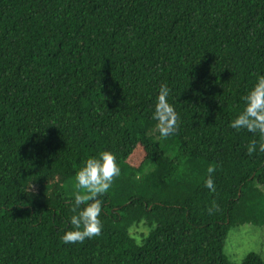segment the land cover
I'll list each match as a JSON object with an SVG mask.
<instances>
[{
	"label": "trees",
	"instance_id": "16d2710c",
	"mask_svg": "<svg viewBox=\"0 0 264 264\" xmlns=\"http://www.w3.org/2000/svg\"><path fill=\"white\" fill-rule=\"evenodd\" d=\"M262 73L264 0H0V264H232L230 229L264 225L259 137L229 126ZM102 149L121 168L102 232L64 244L74 172Z\"/></svg>",
	"mask_w": 264,
	"mask_h": 264
},
{
	"label": "clouds",
	"instance_id": "9594fccd",
	"mask_svg": "<svg viewBox=\"0 0 264 264\" xmlns=\"http://www.w3.org/2000/svg\"><path fill=\"white\" fill-rule=\"evenodd\" d=\"M168 94L169 88L162 83L153 106L152 117L157 121L156 128L161 139L178 131L177 113L167 102ZM242 101V110L230 120L229 126L237 131L246 130L258 135V139H252L246 146L249 155L253 152H264V73L255 77V82L242 96ZM214 171L213 167H208V175L203 181L204 186L213 192L215 191L212 176ZM120 174L121 168L117 156L110 150H99L82 161L81 166L74 172L77 189L73 199L75 214L68 221L71 227L60 237L64 244L83 242L101 234L102 201L97 197L106 193L112 186L114 178ZM216 207L215 201H212L208 211L211 212ZM142 230L147 233L146 229Z\"/></svg>",
	"mask_w": 264,
	"mask_h": 264
},
{
	"label": "rangeland",
	"instance_id": "374dc122",
	"mask_svg": "<svg viewBox=\"0 0 264 264\" xmlns=\"http://www.w3.org/2000/svg\"><path fill=\"white\" fill-rule=\"evenodd\" d=\"M76 191L74 182L73 185L69 186L67 194L74 198ZM142 229H146L148 232L145 225H140L133 228L131 233L137 239H141L142 235H145V231ZM223 253L232 264H242L243 259L249 253L258 254L264 260V225L244 224L232 227L226 236Z\"/></svg>",
	"mask_w": 264,
	"mask_h": 264
}]
</instances>
